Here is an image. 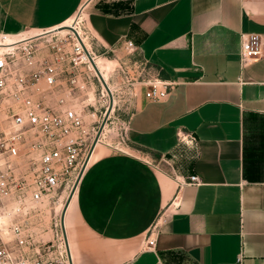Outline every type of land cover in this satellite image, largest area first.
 <instances>
[{"label": "crops", "instance_id": "crops-1", "mask_svg": "<svg viewBox=\"0 0 264 264\" xmlns=\"http://www.w3.org/2000/svg\"><path fill=\"white\" fill-rule=\"evenodd\" d=\"M86 5L100 58L117 65L132 41L137 75L175 86L164 102L139 86L128 147L95 148L65 218L73 263L264 264V58L240 63L264 0H0V34L63 27Z\"/></svg>", "mask_w": 264, "mask_h": 264}, {"label": "built area", "instance_id": "built-area-1", "mask_svg": "<svg viewBox=\"0 0 264 264\" xmlns=\"http://www.w3.org/2000/svg\"><path fill=\"white\" fill-rule=\"evenodd\" d=\"M241 40L243 69L264 58V35L242 34ZM93 41L83 14L67 27L0 34V264H71L57 209L66 204L110 108ZM121 46L128 57L116 59L110 73L113 108L96 147L124 152L138 87L149 88V101L164 102L175 85L141 78L138 47L132 41ZM190 183L201 181L193 176ZM48 208L54 210L52 239ZM158 232V226L151 230L149 250Z\"/></svg>", "mask_w": 264, "mask_h": 264}, {"label": "water", "instance_id": "water-1", "mask_svg": "<svg viewBox=\"0 0 264 264\" xmlns=\"http://www.w3.org/2000/svg\"><path fill=\"white\" fill-rule=\"evenodd\" d=\"M96 69H97V71H98V73H99V76H100V78H101V80H102V83H103L105 89L107 90V92H108V94H109V97H110V108H109V110L107 111V113H106V115H105V118H104V120H103V122H102V124H101V126H100L99 131H98V135H97V137H96V139H95V141H94V143H93V145H92V149H91V151H90V155L88 156V159H87V161H86V164L84 165V168L82 169V172L80 173V176H79V178H78V180H77V182H76V184H75V186H74V188H73V191H72L70 197L68 198V200H67V202H66V204H65V207H64L63 212H62V215H61V227H62L63 235H64V238H65V242H66V246H67V251H68V255H69L70 263H71V264H74V263H73L72 254H71V249H70L69 242H68V238H67V230H66V225H65L66 213H67V210H68V208H69L70 202H71V200H72V198H73V195H74V193H75V191H76V189H77V187H78V184H79V182H80V179H81V177H82V175H83V173H84V171H85V169H86V167H87V165H88V163H89L90 157H91L92 153L94 152V150H95V148H96L97 141H98L99 136L101 135V133H102V131H103V128H104V126H105V124H106L107 118H108V116H109V114H110V112H111V110H112V108H113V95H112V92H111L109 86L107 85L106 81H105L104 78L102 77V75H101V73L99 72V70H98L97 67H96Z\"/></svg>", "mask_w": 264, "mask_h": 264}, {"label": "rangeland", "instance_id": "rangeland-1", "mask_svg": "<svg viewBox=\"0 0 264 264\" xmlns=\"http://www.w3.org/2000/svg\"><path fill=\"white\" fill-rule=\"evenodd\" d=\"M84 12V13H83ZM83 12L81 13V14H84L83 15V18H84V20L87 18V14H88V6L86 7V8H84V10H83ZM81 16V15H80ZM74 20V19H73ZM72 20V21H73ZM72 21L71 22H69V23H67V25L69 24H71L72 23ZM67 25L65 24L64 26H66L67 27ZM68 25V26H69ZM98 59H100V57H97ZM114 66L113 67H115V65H116V63H114L113 64ZM113 67H111L110 69L109 68H107L106 70H105V72H106V74H108L109 76H108V78L110 77V73L113 71ZM110 82H111V79H110ZM63 206H65V205H63ZM61 207V206H60ZM60 207L57 209V211L59 212V213H61V210H60ZM64 209V208H63ZM53 216H54V210H51V209H47V213H46V225H47V228H48V235H47V237L48 238H53V232H52V226H51V224L53 223ZM155 226H157L156 224L154 225V227ZM154 227H153V229H154Z\"/></svg>", "mask_w": 264, "mask_h": 264}, {"label": "bare ground", "instance_id": "bare-ground-1", "mask_svg": "<svg viewBox=\"0 0 264 264\" xmlns=\"http://www.w3.org/2000/svg\"><path fill=\"white\" fill-rule=\"evenodd\" d=\"M87 6V5H86ZM83 10H84V8L81 10V12L76 16V18L78 17V16H80L81 15V13L83 12ZM84 13V12H83ZM84 15V14H83ZM75 18V19H76ZM74 19V20H75ZM67 25V24H66ZM69 25V24H68ZM67 25V26H68ZM59 27V26H58ZM63 27H66V26H63ZM82 33V32H81ZM87 45H88V47H90L89 46V43H87ZM96 63H97V66H98V68L100 69V71L102 72V74H103V77H104V80L106 81V83H107V85H108V74H106V72H105V70L107 69V68H111V67H113V65H112V62H107L106 60H103L102 58H100V59H96ZM93 101H94V99H95V97H94V95H93ZM74 188V187H73ZM72 191H73V189L71 190V193H72ZM76 192V191H75ZM71 193H70V195H71ZM70 195H69V197H70ZM74 198H75V193H74V195H73V198H72V200H71V202H70V205L72 206L73 205V203H74ZM69 205V206H70ZM65 206H61L60 207V210H61V213H62V211H63V208H64ZM68 211V210H67ZM65 225H66V221H65ZM67 228V227H66Z\"/></svg>", "mask_w": 264, "mask_h": 264}]
</instances>
